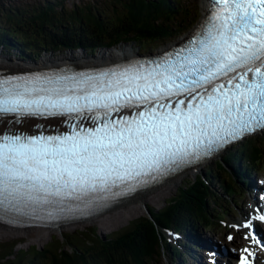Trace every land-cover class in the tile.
<instances>
[{"label":"snow or ice","instance_id":"6c2138e0","mask_svg":"<svg viewBox=\"0 0 264 264\" xmlns=\"http://www.w3.org/2000/svg\"><path fill=\"white\" fill-rule=\"evenodd\" d=\"M207 6L188 46L159 59L0 75V118L12 117L0 122L63 118L69 127L54 135L0 130V215L82 211L264 129V0ZM257 220L264 214L240 226Z\"/></svg>","mask_w":264,"mask_h":264},{"label":"trees","instance_id":"16d2710c","mask_svg":"<svg viewBox=\"0 0 264 264\" xmlns=\"http://www.w3.org/2000/svg\"><path fill=\"white\" fill-rule=\"evenodd\" d=\"M114 1L105 0V4L108 6ZM118 4L122 6L121 12L110 16H105L104 11L91 2L76 4L68 11L64 6L54 11L51 3L43 6L45 11L30 9L28 16H18H23L20 20L24 22L20 24L17 19L9 25H3L0 20V45L14 50L20 57H36L47 49L55 52L84 48L93 52L125 42L146 48L153 41L177 37L174 30L179 28L177 21L180 26L190 22L191 27L196 20V14H190L187 6L170 1L128 0ZM263 156L264 133L245 137L228 147L201 173L180 184L163 207L149 208L147 213L114 234L103 236L82 228L66 231L42 246L34 245L16 252L15 243L4 245L0 264H18L22 260L26 264H159L165 243L162 227L184 230L193 222L215 223L213 210L218 205L224 208L223 193L240 186L237 169L242 159L257 161ZM220 187L223 193L218 190Z\"/></svg>","mask_w":264,"mask_h":264},{"label":"bare ground","instance_id":"6f19581e","mask_svg":"<svg viewBox=\"0 0 264 264\" xmlns=\"http://www.w3.org/2000/svg\"><path fill=\"white\" fill-rule=\"evenodd\" d=\"M198 1L201 2V7H199V13L201 12V14H200V17H198V21L196 24L201 22L203 18L206 16V14L209 12V7L207 6V0H198ZM191 29L193 28L191 27ZM112 49H110L109 51H105L104 49H102L99 52V57H95L94 59L88 58V56H85L83 53H81L83 56H79V55L76 56V54H70L68 57H65V58L64 57H61V58H54V57L47 58L46 57L42 59L40 62H35L33 60H24V62H18V61H15L16 58H11V56H9L10 54H12V52H7L9 54L7 58L0 51V70L17 71L20 69L30 68L34 66L55 67L56 65H62V64L64 65H98V64H106V63H111L115 61H120V60L127 59V58H130L136 55V51L128 47L121 48V50H116V51L114 50L115 48L113 49L114 51ZM110 51H113V52H111L109 55H106L107 52L109 53ZM82 52H85V51L82 50ZM49 56H52V55H49ZM0 121L2 120L0 119ZM32 121L35 122L36 120L32 118L27 119V122H32ZM38 121L39 119H37V122ZM194 171H197V170H192L190 172H194ZM186 174L187 173H183L177 176H173L167 181L163 182L162 184L156 187L139 192L135 194L134 196H130L127 199L119 201L117 204L109 207L108 209L104 210L101 214H99L97 217L93 218L94 223H97L101 227L102 230L108 231V229L117 227L123 224L125 221H128L130 218L140 215L142 212L145 211V209H147L148 202L157 204L163 198L170 195L172 190L176 188L177 183ZM93 219L76 222L75 225L86 226ZM68 226L71 227L70 225ZM67 229H68L67 227L66 228H61V227L60 228L10 227V226H7L6 224L0 223V236L7 235V234L19 235V234L24 233L26 235L30 234L29 238H31L32 242L35 241L37 243H43L45 240H47V238H49L52 235V233L54 232L60 233L61 231H64ZM31 231H35L37 232V234L32 235ZM196 233H200V229L196 230Z\"/></svg>","mask_w":264,"mask_h":264},{"label":"rangeland","instance_id":"374dc122","mask_svg":"<svg viewBox=\"0 0 264 264\" xmlns=\"http://www.w3.org/2000/svg\"><path fill=\"white\" fill-rule=\"evenodd\" d=\"M122 1H128V0H121L120 2H122ZM5 2H6V4H5ZM83 2L84 3H87V2H91L92 3V0H64V8L66 10H69L70 8H74L73 3H75V4L78 5V4L83 3ZM95 2L99 3L98 4L99 5V8L104 11L105 16L113 15L116 12L119 13L122 10V8H121L122 6H119L118 3L110 4V5L107 6L105 4V0H96ZM35 3H36L35 0H4V3L2 5L0 4V19L3 18V17H5L6 16V13L9 12V10L7 8H5V7H7V5H12L14 9H17L16 7H19L20 9H23L25 7L26 8L27 7H31V6H28L27 4L34 5ZM157 3H158V5H161L160 4V1H158ZM193 5H194L193 2H188V6L191 9V11H193ZM114 6L118 7V10H113V7ZM161 6H158V7H161ZM198 6L201 7V2H199V1H198ZM146 8L147 7H145L144 9H146ZM197 14H201V12L199 13V9H198V13ZM197 16L198 15H196V18H198ZM15 18L18 19V20H20V17L19 18L18 17H15ZM190 21H193V19L191 18ZM4 22L5 21H3V23ZM14 22L15 21L12 18L11 20H8L6 23H4L3 25H9V24L14 23ZM177 24L179 25L178 26L179 28L174 29L175 30V33L178 35L177 37H173V38L172 37H165V38H163L161 40L153 41V42H151V46L146 47V48H141V47L137 46V44H135L133 42H125V43H117L116 45H114L112 47L110 46L109 48H100V49H98L96 51H93V52H89V51L87 52V50H85L84 48L65 49L63 51L61 50V51H55V52L51 51L52 49L51 50L47 49L45 51H41L40 54L38 56H36V57L28 56V57H23V58L22 57H19L15 53L14 50L3 48L2 45H0V51L6 57L9 55L7 52H12V54H10L9 56H11V58H16L15 61H18V62H24V60H33L35 62H40L42 59H44L46 57L47 58H52V57H54V58L64 57L65 58V57H68L70 54H76V56L77 55L83 56L81 53H83L85 56H88V58L94 59L95 57H99V52L102 49H104L105 51H108L109 49H111L113 47L115 48L114 49L115 51L116 50H121V48H127L128 47V48L134 49V51H136V54H138V53H150V52L157 51V50H159L161 48H165L169 44L173 43V41L179 39L191 27L193 28V25L191 27L189 26L190 22H188V24L185 25V26L184 25L180 26V24L178 23V21H177ZM187 27H190V28H188L187 31H185L184 33H182V31L186 30ZM115 46L118 47V48H116ZM82 50L85 51V52H82ZM113 51H110L109 53L107 52L106 55H109ZM49 55H52V56H49ZM202 170H204V169L203 168H200V169H197V171L187 173V175L183 176L181 178V180L177 183L176 188H174L172 190V192H171L170 195H168L165 198H163L157 204L156 203H152V202H148L147 203V209H145V211L142 212L140 215H143V214L147 213L149 211V208H151V207H155V208H161V207H163L164 204H165V201L169 200L176 193L177 188L180 186V184H182L183 182H186L187 180H189L192 177H195L197 174L201 173ZM218 190L220 191L221 188H218ZM140 215H138V216H140ZM138 216H135L133 218H130L128 221H125L123 224H121V225H119L117 227H114L112 229H108V231L107 230L106 231L102 230L101 227L97 223H95V224L93 223L92 225H86V226H80L79 225L75 229L86 228L87 230L94 231V233H97V234H100V235H103V236L105 234H114L119 229L124 228L126 225L129 224V222H131L134 218H136ZM202 225L203 224H200V223L198 224L196 222H193V228L194 229L200 228L202 230L204 228V227H202ZM75 229H73V230H75ZM196 230H198V229H196ZM66 231H71V230H64V231H61L60 233L59 232L58 233L57 232H54V233H52V235L49 238H47V240H49L51 238L58 237V236H62L63 234L66 233ZM31 234L32 235H36L37 232L31 231ZM29 235H26L24 233L19 234V235H17V234L1 235L0 236V253H1L2 247H4V245H5V247H7L10 244H14L15 243V252H16V251H20L22 249H28L29 247L34 246V245L42 246L44 243L47 242V240H45L43 243H37L35 241L32 242L31 238H29ZM164 241H165V243H164V246H163V254H162V257L158 259L159 262H160L159 264H170V258H171V255H170L171 243H172V245H176L175 233L173 231H171V230L168 231L166 240H164ZM24 261L25 260H22L18 264H26V262H24ZM4 264H6V263H4Z\"/></svg>","mask_w":264,"mask_h":264}]
</instances>
